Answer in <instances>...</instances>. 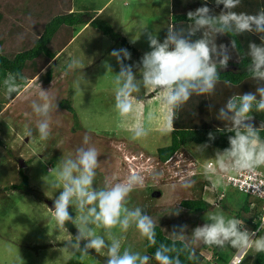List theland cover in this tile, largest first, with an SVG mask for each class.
Listing matches in <instances>:
<instances>
[{"label": "rangeland", "instance_id": "obj_1", "mask_svg": "<svg viewBox=\"0 0 264 264\" xmlns=\"http://www.w3.org/2000/svg\"><path fill=\"white\" fill-rule=\"evenodd\" d=\"M134 2L136 0H71V5L73 11L91 15L90 10L106 3L100 18L109 22L143 55L151 49L146 35L139 36L137 29L140 25L147 26V31L156 33L162 42L173 20L169 9L170 0ZM15 3L8 1L3 5L7 13L3 18L6 24L0 26V43L6 49L24 48L34 40V35L25 30L23 21L19 19L23 11L19 10V6L24 7V4H19V0H15ZM133 38H138L135 43L132 42ZM121 48V39L112 38L99 28L87 25L57 54L54 61L25 85H21L20 91L12 98L6 97L0 87V264H64L70 257L84 264H105L103 254L97 257L89 253L81 259L79 254L74 255L70 249L64 248L70 237L68 233L56 229L47 203V200L53 201L62 191L53 193L54 190L47 186L55 178L60 158L74 153L75 148L82 145L85 134L91 137L92 145L101 153L95 181L97 187H102L108 177L123 180L133 171L145 175V187L131 194L129 206L151 205L166 209L175 206L182 198L198 197L200 193L215 201V193L228 188L218 181L216 174L210 185L203 181L210 177V174L205 176L204 170L207 164H211L210 158H214L217 147L209 146L201 156L195 153V146L203 144L188 142L176 154L181 161L176 162L175 155L166 166L159 160L157 149L167 145L171 138V132H164L169 113L161 103L162 92L142 90L139 102L133 98L132 113L125 118L118 115L114 108L115 86L112 81L114 73L119 72V66L110 52ZM75 58L85 65L82 70L84 79L80 70L68 69V64ZM138 61V56L131 54V60L125 63L135 64ZM106 64L111 66L114 73L107 72ZM48 68L52 69V78L46 82L44 73ZM40 85L43 90H49L57 103V111L53 113L50 125L51 136L47 141L39 139L35 126L37 117L31 109L32 100L38 98ZM64 99L72 104L75 113L61 104ZM136 125L149 130V135L143 140H131L132 129ZM29 128L33 132L31 137L26 135ZM19 158L27 161L22 168L36 193L4 190L5 186L22 179ZM154 171L163 173L157 181L151 179ZM185 180L195 183L184 188L182 184ZM249 198L247 194L229 188L222 202L239 211ZM221 210L226 216H232L230 211L222 209L220 203L215 211ZM69 211L70 214L74 213L72 209ZM204 217L205 214L202 215ZM116 233L121 235L119 229ZM123 235V247L131 246L134 251L145 253V239L139 236L134 227ZM232 254V250L223 248L209 264H229ZM209 256L207 253V258ZM253 259V253L249 250L238 264H253Z\"/></svg>", "mask_w": 264, "mask_h": 264}, {"label": "clouds", "instance_id": "obj_2", "mask_svg": "<svg viewBox=\"0 0 264 264\" xmlns=\"http://www.w3.org/2000/svg\"><path fill=\"white\" fill-rule=\"evenodd\" d=\"M214 3L217 7L223 6L218 14L205 2L187 12L190 23L186 30L169 25L162 42L156 33L147 31V26L140 25L137 29L139 36L146 35L151 50L145 52L135 64L125 63L131 60L128 49L112 50L110 56L119 66L118 73H114L111 66L106 64L107 72L115 74L112 83L115 86L114 108L118 115L125 118L132 113L133 98L139 102L142 90L160 91L163 93L161 103L169 113L164 129L165 134H168L174 130L177 112L193 96H210L215 93L217 84L221 82L220 70L227 69L233 52L237 54L238 62L246 56L249 61L247 72L256 82V87L254 91L230 96L216 111V119L223 123V127H218L216 131L234 135L227 136L228 147L215 149L214 158H210L214 162L210 160L211 164L206 163L204 172L206 177L210 174V184L214 174L222 181L229 174L252 172L264 167V138L260 135L264 131V122L258 127L254 123V113H264V10L255 14L237 12L234 9L240 7L241 0H214ZM244 33L257 35L260 43H248L247 52L243 55L238 52L234 38L230 46L223 43L218 45L216 42L218 34L233 37ZM138 38H133L132 42L135 43ZM84 68L79 58L68 64L69 70L81 71L82 79ZM24 80L20 72H9L0 81V87L6 97L12 98L13 94L20 91ZM76 83L79 88V81ZM223 83L226 87L231 86L230 80H224ZM31 109L37 117L35 126L39 139L47 141L51 136L52 115L57 111L56 98L40 85L38 98L32 100ZM26 135H33L30 128ZM148 135L147 128L136 125L132 129L131 140H143ZM215 138V133H208L209 141ZM209 146L208 143L195 146V153L202 156ZM100 155L92 145L91 137L85 134L82 145L76 147L74 153L60 158L55 178L47 185L54 190L53 193L62 190L54 198L50 210L56 229L68 233L70 237L64 248L70 249L74 255L79 254L83 259L90 255V250H94L105 256V264H151L152 260L156 264H182V255H186L189 261L196 259V246L201 243L218 248L229 245L237 249L242 257L249 250L253 256L264 253V235H260L264 231V218H261L255 230H249L245 220L235 215L226 216L222 210L207 211L205 223L196 226L191 235L186 234L187 224L174 226L169 232V242L158 243L153 217L140 206H129L131 194L145 187V175L133 171L123 180L108 177L102 187H97L95 181L100 168ZM177 157L175 154L176 162L182 160ZM162 175L154 171L151 179L157 181ZM194 183L185 180L182 187L189 188ZM178 202L175 203V210L168 215H180L182 209L176 207ZM69 209L75 213L74 216ZM67 224L76 228L74 236L69 234ZM133 227L142 239L147 240L148 247H155L153 255L134 251L131 246H122L125 239L123 234ZM117 229L121 235H117ZM204 253L210 254L206 250Z\"/></svg>", "mask_w": 264, "mask_h": 264}, {"label": "trees", "instance_id": "obj_3", "mask_svg": "<svg viewBox=\"0 0 264 264\" xmlns=\"http://www.w3.org/2000/svg\"><path fill=\"white\" fill-rule=\"evenodd\" d=\"M4 1V2H3ZM8 1L12 4H16L15 0H0V26L6 24L3 21L5 7L3 6ZM3 2V3H2ZM210 8H213L215 13L218 14L223 6L217 7L214 0H174L175 13H173L172 25L177 28L187 29L189 21L187 20V12L195 10L197 7L202 6L204 3ZM23 3L24 7L19 6V10H23L19 19L23 21V27L25 30L34 35L33 43L24 48H8L2 46L0 43V81H2L5 74L9 72H20L25 80L21 85H25L30 79L38 75L47 66L48 63L54 61L57 54L63 50V48L74 38L81 26L88 24L95 28H99L105 34H108L112 38L121 39L122 47L129 50L133 55H137L138 59L142 57L138 50L131 46L120 33L116 32L113 26L101 19L100 16L93 17L86 12H77L72 10L71 0H19V4ZM188 5V6H187ZM237 12L243 11L249 14H255L260 10H264V0H241V5L237 9ZM235 39L237 42V50L239 53L246 54L248 43L256 42L260 43L259 37L255 34L244 33L239 36L217 35V44H225L230 46L231 39ZM4 47V48H3ZM249 61L245 58L238 62L237 54L233 52L232 59L229 61L227 69L220 70V83L217 84L216 91L210 96H193L187 104L177 112L176 118L173 123L174 130L171 131L170 142L167 145L161 146L157 149V155L161 161H164L178 153V151L188 142H194L198 144L208 143L210 146L217 147L221 150L228 147V135H234L233 133H221L217 132L218 127L222 128L223 123L216 119L217 110L223 106L226 100L235 94L254 91L256 82L250 77L247 72V65ZM52 78V69L48 68L44 73V80L49 82ZM224 80H230L231 86L226 87L223 83ZM15 94H13L14 96ZM61 104L69 111L74 112L72 104L68 100H62ZM211 105V110H210ZM254 123L258 127L261 122H264V113L255 114ZM215 133V140H208V133ZM264 138V131L260 133ZM27 161H25V164ZM22 179L18 183H11L4 187V190H23L26 193H36L35 189L29 185L28 175L20 168ZM213 177V176H212ZM205 184L209 185V179L203 180ZM222 183L221 180H218ZM226 190L219 189L215 193L217 199L210 201L204 199L201 195L198 197L182 198L177 208L182 209L179 216L168 215L171 211H174V206L166 209H159L156 206H142L144 211L153 217L156 221V233L157 241L169 242V232L173 230L174 226L188 225L186 231L187 235H191L192 230L196 226H202L205 220L202 215L208 212H214L217 205H220L224 211H230L232 216L245 220V225L248 229L257 226L254 216H256V210L250 207V198L242 204L239 211L231 209L230 205L222 202L226 197ZM223 192V196L218 198ZM74 215V213L72 214ZM66 227L72 232L73 236L76 234V228L67 224ZM264 235V231L260 233ZM145 253L153 255L155 247H148V242L145 239ZM83 243L81 246H83ZM223 248H227L233 251V254L237 249L232 248L229 245H225ZM223 248L215 246H207L199 244L196 246V259L189 261L186 255L181 256L182 264H209L216 254ZM210 252V257L204 251ZM91 254L99 257L100 255L95 253L94 250H90ZM106 261V260H105ZM64 264H84L80 260L70 257ZM151 264H156L155 260L151 261ZM253 264H264V253L254 256Z\"/></svg>", "mask_w": 264, "mask_h": 264}, {"label": "built area", "instance_id": "obj_4", "mask_svg": "<svg viewBox=\"0 0 264 264\" xmlns=\"http://www.w3.org/2000/svg\"><path fill=\"white\" fill-rule=\"evenodd\" d=\"M173 159V155L166 159L164 161L165 166ZM222 183L225 187H233L250 196V207L257 211L253 220L258 223V226L261 218H264V167L257 168L252 172L229 174L227 177L223 178ZM222 196L223 192L220 197ZM257 226L253 227L251 225V229L249 230H255ZM257 235H259V233H257ZM241 258L242 255L237 250L234 254H232L229 264H238Z\"/></svg>", "mask_w": 264, "mask_h": 264}, {"label": "crops", "instance_id": "obj_5", "mask_svg": "<svg viewBox=\"0 0 264 264\" xmlns=\"http://www.w3.org/2000/svg\"><path fill=\"white\" fill-rule=\"evenodd\" d=\"M132 1H134V0H132ZM136 2H137V0H136ZM136 2H134V3H136ZM170 7H169V9H170V14H171V16H172V19H173V13H175V5H174V0H170ZM106 5V3L105 4H103L102 6H99V7H97V8H94V9H92V10H90V11H92V16L93 17H96V16H99V15H102L103 13H104V6ZM188 6V5H187ZM132 7V6H131ZM172 23H173V20H172ZM172 23H171V25H172ZM87 25L88 24H85V25H83V26H81V28L79 29V31L76 33V35L77 34H81L82 33V31L83 30H85L86 28H87ZM75 35V36H76ZM74 36V37H75ZM142 56V55H141ZM205 192V191H204ZM200 195L204 198V199H206V200H209V199H207L205 196H203L202 195V193H200ZM199 195V196H200ZM211 201V200H210ZM208 252H209V250H208Z\"/></svg>", "mask_w": 264, "mask_h": 264}, {"label": "water", "instance_id": "obj_6", "mask_svg": "<svg viewBox=\"0 0 264 264\" xmlns=\"http://www.w3.org/2000/svg\"><path fill=\"white\" fill-rule=\"evenodd\" d=\"M18 164L19 167H24L25 166V160L23 158L18 159ZM47 203L49 204L50 208L53 206V201L52 200H47Z\"/></svg>", "mask_w": 264, "mask_h": 264}]
</instances>
